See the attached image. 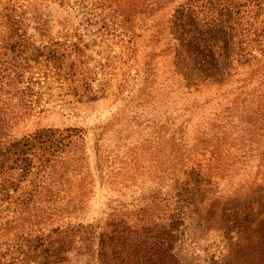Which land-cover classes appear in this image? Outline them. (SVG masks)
<instances>
[{
	"label": "rangeland",
	"instance_id": "obj_1",
	"mask_svg": "<svg viewBox=\"0 0 264 264\" xmlns=\"http://www.w3.org/2000/svg\"><path fill=\"white\" fill-rule=\"evenodd\" d=\"M240 1L180 33L209 0H0V146L69 142L53 193L0 180V264H264V17Z\"/></svg>",
	"mask_w": 264,
	"mask_h": 264
},
{
	"label": "trees",
	"instance_id": "obj_2",
	"mask_svg": "<svg viewBox=\"0 0 264 264\" xmlns=\"http://www.w3.org/2000/svg\"><path fill=\"white\" fill-rule=\"evenodd\" d=\"M263 2L264 1L262 0H255L254 4L257 8L256 12H262L264 17ZM209 3L210 10L214 9L213 12L215 11V16L209 14L210 16H205L198 20H195L197 19V13H193L195 10L190 6L184 4L177 6L174 12V19L175 23L181 28L180 33L186 31L193 23L192 21L199 23L203 21L205 27L211 32V28L222 26L221 23L217 25V20H221L222 11L232 12L234 10V12H239L241 7L245 5L246 1L209 0ZM259 28L260 33H256L253 30V36L250 38L252 41L259 42L264 38V20H262V24ZM207 31L208 30L205 29L203 32ZM257 34H260L259 37H257ZM216 41H219L221 45L224 39H217ZM224 46H226V43H224ZM261 95L262 100L264 101V93ZM261 112H264V110ZM262 116H264V113H262ZM66 136L67 135H65V137ZM252 136L257 139L256 142L258 140H263L264 118H261L260 124L257 125V131L252 130ZM63 138L64 135L59 131L52 128H43L27 137L21 138L20 140L10 142L5 148L0 146V176H2L0 180L12 184V180H9V176L6 172H9L11 169H19L18 175H20V177L17 180H27L32 183L31 188L27 192L29 196L34 192H46L49 194L52 191L53 193L54 190L51 189V186L52 182L55 180V168L59 161L60 163L63 162L60 154L66 156L67 152L65 151H67V146L69 144V142L63 141ZM58 167L62 168L64 167V164H60ZM216 167L219 166H215V168ZM40 234L42 233H39L32 238L33 240L36 239L34 242L35 244L33 245L34 247H37V245L41 244L44 240L47 241L46 239L50 236V234H47L46 236ZM33 240H28V242Z\"/></svg>",
	"mask_w": 264,
	"mask_h": 264
}]
</instances>
